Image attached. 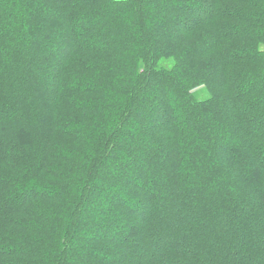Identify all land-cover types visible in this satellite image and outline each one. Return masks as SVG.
Returning a JSON list of instances; mask_svg holds the SVG:
<instances>
[{
    "label": "trees",
    "instance_id": "trees-1",
    "mask_svg": "<svg viewBox=\"0 0 264 264\" xmlns=\"http://www.w3.org/2000/svg\"><path fill=\"white\" fill-rule=\"evenodd\" d=\"M263 45L264 0H0V264H264Z\"/></svg>",
    "mask_w": 264,
    "mask_h": 264
},
{
    "label": "rangeland",
    "instance_id": "rangeland-1",
    "mask_svg": "<svg viewBox=\"0 0 264 264\" xmlns=\"http://www.w3.org/2000/svg\"><path fill=\"white\" fill-rule=\"evenodd\" d=\"M262 48L264 49V45L262 46ZM193 92L195 93V95L199 99H203L207 96V92L205 91V89L203 87L197 88Z\"/></svg>",
    "mask_w": 264,
    "mask_h": 264
}]
</instances>
